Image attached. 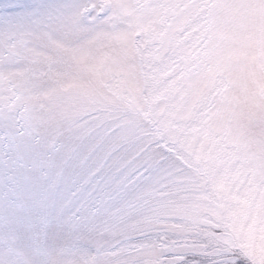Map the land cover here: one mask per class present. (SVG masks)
Masks as SVG:
<instances>
[{"label":"snow or ice","instance_id":"1","mask_svg":"<svg viewBox=\"0 0 264 264\" xmlns=\"http://www.w3.org/2000/svg\"><path fill=\"white\" fill-rule=\"evenodd\" d=\"M0 264H264V0H0Z\"/></svg>","mask_w":264,"mask_h":264}]
</instances>
